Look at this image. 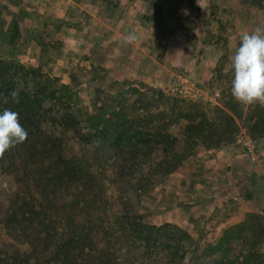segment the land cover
Returning a JSON list of instances; mask_svg holds the SVG:
<instances>
[{"label":"trees","instance_id":"16d2710c","mask_svg":"<svg viewBox=\"0 0 264 264\" xmlns=\"http://www.w3.org/2000/svg\"><path fill=\"white\" fill-rule=\"evenodd\" d=\"M70 67L65 83L40 65L0 57V109L17 112L28 133L0 156L22 184L0 190L2 264H264V216L250 214L216 242H201L177 224L146 222L128 189L119 184L116 194L83 153L85 142L103 138L108 159L121 160L118 175L143 187L160 183L202 140L221 139L202 105L154 87L125 94L103 66ZM126 246L136 254L127 257Z\"/></svg>","mask_w":264,"mask_h":264},{"label":"rangeland","instance_id":"374dc122","mask_svg":"<svg viewBox=\"0 0 264 264\" xmlns=\"http://www.w3.org/2000/svg\"><path fill=\"white\" fill-rule=\"evenodd\" d=\"M65 1L68 2H65L64 10L48 16V21L42 25L34 23V15H28L25 23L11 19L10 26L16 33L14 39L20 45L11 51L0 47V57H16L22 61L30 53L36 54V59L22 62L31 66L40 65L44 72L58 76L65 83H70L71 60L87 68L100 65L116 81V91L130 94L132 86L154 87L164 90L171 98L183 96L188 102L192 100L201 104L217 130H223L219 142L202 140L197 151L166 180L146 187L141 185V181L130 183L123 175H118L121 160H114V157L108 159L105 153L109 145L107 140L96 139L93 148L85 142V158H90L97 165L102 173L100 179H106L108 187L119 196V184L127 188L131 201L146 222L177 224L200 238L201 242H216L225 228L245 222L250 219V214L264 216V167H256V162L249 158L241 143L248 133L255 139L257 148L264 150L261 143L264 136V103L243 104L231 94V57L239 45L241 33L252 32L257 26L264 27V0ZM8 6L10 11H7ZM28 7L33 8L29 4L22 8L18 4L0 2V23L8 12H22ZM34 7L42 6L38 4ZM258 10L263 15H258ZM45 26L54 32L44 35ZM31 30H36V35L40 37L37 53L32 51L30 44L24 45L30 38L27 33ZM131 36L135 39H130ZM206 59L213 70V78L204 82L201 72ZM193 90L197 95L189 92ZM79 91L82 104H88L87 86L81 85ZM208 149H224L228 154L238 155L236 163L240 165L236 167L240 172V183L233 185L225 195L230 211L235 214L243 212L244 216L242 220L226 223L220 228L217 223L208 225L204 217H198L202 207L196 209L197 216L189 214L193 203L188 201V189L185 193L182 184L183 176H189V172L196 175L203 173L202 163L194 157ZM14 170L0 162V190L11 191L22 187L15 178ZM252 190L254 198L249 199L246 195ZM189 218H192V224L187 226L183 220ZM261 248L264 250V243ZM129 251L127 246L123 250L129 255L127 257L137 252L135 249L131 253ZM141 264H159V261L143 260Z\"/></svg>","mask_w":264,"mask_h":264},{"label":"crops","instance_id":"0c3cea01","mask_svg":"<svg viewBox=\"0 0 264 264\" xmlns=\"http://www.w3.org/2000/svg\"><path fill=\"white\" fill-rule=\"evenodd\" d=\"M0 2H3L5 4H18L22 8H25L27 4L33 6V8L28 7L27 10H24L22 12L18 9L21 13L13 11L8 12L5 19L1 18L2 22L0 23V47L5 50L10 49L11 51L14 50V47H18L20 45V43H16V39H14L16 33L14 32L13 27L10 26L11 19H14L15 22L21 21L22 23H25V21L28 20V15H34V23L36 24L40 22V25H42V23L44 24L46 23V21H48L46 20L48 16L63 11L65 8V2L68 1L0 0ZM38 4H41L42 7H34L38 6ZM43 6L44 11L42 10ZM7 11H10V6L7 7ZM254 12L255 11H253V13ZM256 13L258 15H263L262 11L260 10L256 11ZM3 16L5 17V14H3ZM43 29L46 30L44 35L50 34V31L51 33L54 32L53 30H50L51 28H48V26H45V28ZM26 30L27 28L25 29V31ZM36 33V30H31V32H28L27 35L30 38L28 39V42H24V45L30 44L32 51L37 53L40 49L41 43L39 40L40 37L37 36ZM35 55L36 54L30 53L28 57H25V59H22V61L34 60L36 59V57H34ZM207 63H209V60L206 59L201 72L202 81L204 82L210 81L213 78V70L211 66H208ZM155 81L158 82V79H155ZM208 97L212 96L208 95ZM215 98L217 97L215 96ZM252 141L256 145L254 138H252ZM261 143H263L264 146V136L261 138ZM260 148H257L259 152L260 162L255 163L256 167H264V164H261V162H264V150L261 151ZM260 152L262 154V158ZM237 156L228 154V152L224 149H208L200 153L198 157L196 156L197 158L194 157L195 160H198L202 163L200 164L203 167V173L196 175L194 173L189 172V176L185 175L182 178V184H184V192L188 189L187 194L190 195L188 201L193 203V206H191V211L189 213L191 216H197L196 209H200V207H202L198 213V217H204L205 220L208 221V225L214 222L217 223L218 228L224 226L226 223H236L237 221L242 220L244 213L241 212L239 214H235L231 212L228 208L227 196L225 195L228 190L232 189L233 185L235 186L236 183H240V172L238 169L240 165H237L236 163ZM209 215H211V217ZM190 220L192 221V218H189L188 220H183V222L186 223L187 226H190L192 224Z\"/></svg>","mask_w":264,"mask_h":264},{"label":"clouds","instance_id":"9594fccd","mask_svg":"<svg viewBox=\"0 0 264 264\" xmlns=\"http://www.w3.org/2000/svg\"><path fill=\"white\" fill-rule=\"evenodd\" d=\"M231 69L233 98L248 105L264 103V27L257 26L252 32L241 33L239 45L231 57ZM12 95L15 97L16 93ZM27 135L17 112L0 109V156L24 142Z\"/></svg>","mask_w":264,"mask_h":264},{"label":"built area","instance_id":"2783aa9c","mask_svg":"<svg viewBox=\"0 0 264 264\" xmlns=\"http://www.w3.org/2000/svg\"><path fill=\"white\" fill-rule=\"evenodd\" d=\"M182 91H184V90H182ZM189 92L192 93V95H197L194 90L189 91ZM245 136L246 137H243V139H241V143L244 146V150H245L246 154L249 156V158L251 160H253V162L259 163L260 158H259V152L256 148V145L253 143L252 138L250 137V135L248 133H246Z\"/></svg>","mask_w":264,"mask_h":264}]
</instances>
